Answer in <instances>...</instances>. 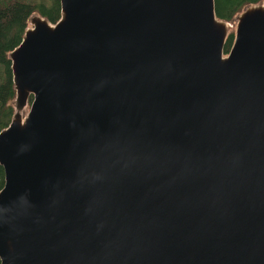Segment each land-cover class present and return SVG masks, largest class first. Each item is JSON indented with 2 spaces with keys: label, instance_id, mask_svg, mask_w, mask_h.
I'll list each match as a JSON object with an SVG mask.
<instances>
[{
  "label": "water",
  "instance_id": "water-1",
  "mask_svg": "<svg viewBox=\"0 0 264 264\" xmlns=\"http://www.w3.org/2000/svg\"><path fill=\"white\" fill-rule=\"evenodd\" d=\"M59 2L8 52L0 264H264V0L225 52L215 0Z\"/></svg>",
  "mask_w": 264,
  "mask_h": 264
},
{
  "label": "trees",
  "instance_id": "trees-1",
  "mask_svg": "<svg viewBox=\"0 0 264 264\" xmlns=\"http://www.w3.org/2000/svg\"><path fill=\"white\" fill-rule=\"evenodd\" d=\"M259 0H215L218 17L231 21L247 4ZM38 12L49 21L54 22L60 17L59 0H0V129L10 121L14 97V87L8 52L19 44L28 18ZM233 41L230 32L224 44V52L228 51ZM31 99V96H29ZM4 172L0 165V187L3 185Z\"/></svg>",
  "mask_w": 264,
  "mask_h": 264
},
{
  "label": "rangeland",
  "instance_id": "rangeland-1",
  "mask_svg": "<svg viewBox=\"0 0 264 264\" xmlns=\"http://www.w3.org/2000/svg\"><path fill=\"white\" fill-rule=\"evenodd\" d=\"M235 18H236V15L234 16V18L231 20V27L229 29V32H234V27H235ZM28 25H31L29 22H27V26ZM13 100H14V97L10 100L11 104L13 105ZM30 99L28 100V103H29ZM28 104L27 106L23 109V113H25L28 109ZM14 108V107H13Z\"/></svg>",
  "mask_w": 264,
  "mask_h": 264
}]
</instances>
